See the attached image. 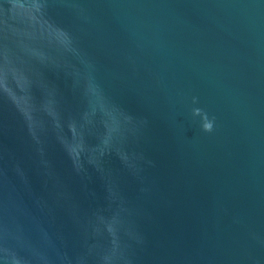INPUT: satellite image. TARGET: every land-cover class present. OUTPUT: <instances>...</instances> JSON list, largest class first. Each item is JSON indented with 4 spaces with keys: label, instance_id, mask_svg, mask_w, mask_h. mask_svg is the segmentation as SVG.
Segmentation results:
<instances>
[{
    "label": "water",
    "instance_id": "1",
    "mask_svg": "<svg viewBox=\"0 0 264 264\" xmlns=\"http://www.w3.org/2000/svg\"><path fill=\"white\" fill-rule=\"evenodd\" d=\"M116 201L135 264H264V0H0V226L73 256Z\"/></svg>",
    "mask_w": 264,
    "mask_h": 264
},
{
    "label": "clouds",
    "instance_id": "2",
    "mask_svg": "<svg viewBox=\"0 0 264 264\" xmlns=\"http://www.w3.org/2000/svg\"><path fill=\"white\" fill-rule=\"evenodd\" d=\"M194 115L201 117L204 132L213 131V120L199 109ZM118 204V223L114 234L102 226L93 225L83 231L79 249L75 255H67L60 239L48 234L41 236L39 244H33L21 225L13 221L0 226V260L3 264H135V250L144 244L143 235L137 230L132 212ZM106 237L103 249L95 247V241ZM20 253H23L21 255Z\"/></svg>",
    "mask_w": 264,
    "mask_h": 264
}]
</instances>
